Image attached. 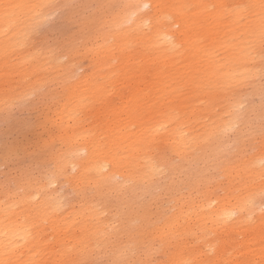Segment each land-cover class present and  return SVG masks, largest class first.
Wrapping results in <instances>:
<instances>
[{"label":"bare ground","instance_id":"6f19581e","mask_svg":"<svg viewBox=\"0 0 264 264\" xmlns=\"http://www.w3.org/2000/svg\"><path fill=\"white\" fill-rule=\"evenodd\" d=\"M81 1L0 0V116L45 86L31 168L52 154L68 172L75 165L102 176L47 225L34 209L57 198V180L31 185L29 167L7 178L0 264H264V126L255 125L264 114L251 104L259 97L264 109V0H83L91 10L67 42L83 41L94 55L49 76V56L32 36L46 16ZM172 35L189 41L175 58L164 55ZM101 36L120 43L96 45ZM204 38L220 53L215 67L227 89L200 75ZM82 103L86 120L73 115ZM86 209L91 216L73 228L67 218Z\"/></svg>","mask_w":264,"mask_h":264},{"label":"snow or ice","instance_id":"6c2138e0","mask_svg":"<svg viewBox=\"0 0 264 264\" xmlns=\"http://www.w3.org/2000/svg\"><path fill=\"white\" fill-rule=\"evenodd\" d=\"M151 5H138L137 9H146L150 8ZM46 19H51L52 17H45ZM174 32H180L179 24H176L173 29ZM111 31V29H109ZM116 31H122V28L116 29ZM101 41L104 42L105 47L111 45L115 46L120 43L114 36L108 38L107 36H101L97 38L96 45H100ZM167 42V51L164 55L175 58L177 55L183 54V52L188 48L189 41L185 39L182 35H172L166 37ZM208 45V38L200 39L198 42L199 50L208 64L206 67H202L200 75L207 80L209 83H214L218 88L227 89L229 87H224L219 78V72H222L223 69H217L215 67L217 60L216 57L220 55L218 51H215L213 48L206 46ZM130 46V45H129ZM40 49V55H44L45 52L49 56V65L52 69V72L49 73V76H52V73L55 72V69L58 65L65 64L69 61L70 58L75 57H89L94 55L95 49H89L88 44H85L83 41H72L64 43H48L46 39L43 40L41 44L37 46ZM87 63V59H85ZM118 61L111 63L109 66V72L113 73V79L116 77ZM212 77H217L215 80ZM57 77H54L56 79ZM45 86H36L31 89L26 90L24 99L31 101L38 97L42 96ZM96 85L93 84L92 88H95ZM73 115L80 120H86V105L82 103V106L78 108ZM57 180L56 187H59L61 190L57 198L53 200H44L42 204L34 211L37 214V219L42 221L45 225L49 222L50 218L55 214L63 215L67 211L69 203L73 196H78L86 194L88 192L94 191L98 186L99 182L102 180V176L97 173L93 176L90 173H81L76 166L74 165L71 172H68L67 168L63 164L57 161L55 155H45L39 158L34 166V168L29 172L27 176V182L31 185H41L43 183H51L52 179ZM63 181V185H61ZM43 197H37V200H42ZM91 210L86 209L81 212H78L75 216H69L67 219L72 221V227H80L82 223L85 222L86 217L91 216Z\"/></svg>","mask_w":264,"mask_h":264},{"label":"rangeland","instance_id":"374dc122","mask_svg":"<svg viewBox=\"0 0 264 264\" xmlns=\"http://www.w3.org/2000/svg\"><path fill=\"white\" fill-rule=\"evenodd\" d=\"M92 1L93 0H91V2ZM84 2L90 3V0H85ZM82 4L83 0L79 3L73 2L70 5L68 4L63 8H59L58 10L52 12L48 16L52 18L47 19L39 30L32 36V45L38 48L37 46L41 44L44 39L51 44L57 42L64 43L72 39V37H76L78 30L77 22L81 19L79 16L86 15L91 10V8H84L83 5L85 4ZM81 66L84 67V63H81ZM84 71L85 70H83V68L77 67V73H82ZM258 98L259 97L253 98L251 100V104L253 105L252 109L257 111L260 116L262 113L264 114V109L261 107ZM262 98H264V96H262ZM23 103L24 104L20 106V103L12 105L10 108L11 110H9L5 115L0 116V185H2L7 178L14 177L22 168L29 167L30 171L33 169L31 168L33 163L27 154H30L33 149V147L30 146H34V143L37 140V136L39 134L37 123H39L43 117V108L46 105V100L36 98L28 101L24 99ZM255 125L256 127L264 126V117L263 119L257 121ZM262 130L263 129L260 131L262 132ZM258 134L259 133L256 134L258 137L262 135L261 133L259 135ZM247 150V153H253L252 150H254V152L256 151L255 148ZM161 205L162 204L159 205L160 208ZM199 205L200 204H195V207L198 206L196 208H200ZM156 206H158V204ZM152 208H154L153 205ZM259 208L261 209V213L264 212V200L259 205ZM169 212L176 213V210ZM185 214L186 213H183L182 216ZM248 234L249 233L247 232L245 234L242 233L239 235H233L236 241H241V239H245ZM207 238L212 240V244H215L217 241L216 235L214 234H210ZM199 243L200 241H198V244ZM152 259L153 261L157 259V255H155ZM100 261L105 262L104 258Z\"/></svg>","mask_w":264,"mask_h":264}]
</instances>
